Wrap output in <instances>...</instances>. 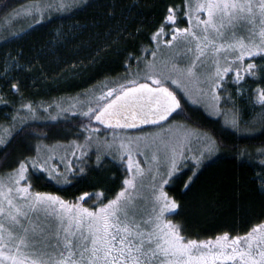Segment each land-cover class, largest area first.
<instances>
[{"label": "snow or ice", "instance_id": "snow-or-ice-1", "mask_svg": "<svg viewBox=\"0 0 264 264\" xmlns=\"http://www.w3.org/2000/svg\"><path fill=\"white\" fill-rule=\"evenodd\" d=\"M86 2L58 0L38 4L27 10L26 15L32 16L35 23H41L53 11H71ZM178 14L186 19L188 27L177 25ZM165 35L169 36L166 47L176 45L175 56L163 61L171 64L167 73H157V44L151 51L152 61L136 58L138 69L143 60V77L137 72L126 82L113 87L105 85L94 97V103L90 100L79 108V101L67 108L57 105V116L71 112L73 116L85 118L81 120L87 133L82 137L83 144L73 141L70 146L73 157L79 153L78 167L73 166L65 152L59 160L64 164L61 172L58 164L50 162L55 159L52 151L42 155L38 148L34 157H25L7 178L0 177V264H264V223L252 227L245 235L230 236L225 232L215 239L196 240L186 238L181 226L166 218L174 214L179 205L162 185L177 177L183 162L189 159L185 155L187 145L164 143L157 147L150 157L147 173L152 174L151 183L146 186L145 168L132 154L134 139L121 138L115 151L119 152L118 159L124 165L122 190L107 202L102 199L103 193H92L88 203L96 201L95 207L84 206V195L77 202H66L58 195L31 190L32 177L68 183L69 176L75 179L83 175L94 136L95 166H103V156L117 159L112 155L114 144L107 139L100 143L99 136L95 135L100 132L99 126L113 130L115 140L116 129L159 124L168 121L174 113L179 115L181 100L166 86L168 82L177 86L183 80L204 83L212 91L213 100L218 101L220 96L216 90L227 91V83L237 85L239 91L245 77L264 80L261 75L264 74V0H185L183 11L178 5L167 8L152 39L158 41ZM180 55L186 56L183 67L176 58ZM22 59L23 56L17 54L11 65L5 62L4 68H0L3 72L0 87L11 89L17 95L22 90L19 77L31 68L30 62L20 63ZM256 93L257 101L264 105V88H257ZM21 108L29 115L19 117L17 113L13 120L38 118L37 109L31 103H22ZM2 133L0 145H6L11 129L3 127ZM208 144L211 146L206 147V151L191 157L192 171L183 182L185 189L199 180L204 160L218 147L211 138ZM135 147L140 154L139 145ZM159 152L163 153L162 157L157 155ZM145 187L151 190L146 196L142 195ZM138 199L147 204L142 208Z\"/></svg>", "mask_w": 264, "mask_h": 264}, {"label": "trees", "instance_id": "trees-1", "mask_svg": "<svg viewBox=\"0 0 264 264\" xmlns=\"http://www.w3.org/2000/svg\"><path fill=\"white\" fill-rule=\"evenodd\" d=\"M26 1L31 0H0V20ZM184 3L185 0H92L67 17L50 18L0 44V68H4L5 62L11 65L17 54L23 56L20 63L31 64L30 71L19 77L20 95L0 87L3 97L0 130L12 124L11 112H24L22 103L34 104L38 112L45 113L44 107L51 110L64 101L80 102L91 91H99L105 85L116 86L135 72L140 76L142 68H137L136 58L150 61L151 51L157 48L152 35L160 27L167 8L178 5L183 11ZM178 21V26H185L179 14ZM165 42L162 43L166 47ZM8 54L12 55L11 59L6 58ZM242 83L244 86L239 91L232 83L226 84L227 91L220 89L223 107L239 122L237 129L226 127L202 109L185 103L177 93L182 111L171 121L206 132L219 148L217 157L200 169L199 180L188 189L183 187V182L192 168L181 170L167 187L169 197L179 205L171 216L172 221L181 226L186 238L215 239L225 232L230 236L245 235L252 227L264 223V105L257 101L256 93L257 88H264V80L245 77ZM166 86L174 90L169 84ZM83 105L78 104V108ZM84 119L71 115L58 122L28 121L19 126L7 144L0 147V176L12 172L25 157H34L42 144L83 139L81 120ZM99 128L101 133L113 131ZM244 128L247 134L240 132ZM103 160V166L97 168L92 155L85 173L75 179L70 176V182L65 185L32 177V190L58 195L68 202L84 195L88 197L85 201L89 207L97 203H88L91 194L100 192L107 202L122 190L125 171L119 161L109 157Z\"/></svg>", "mask_w": 264, "mask_h": 264}, {"label": "rangeland", "instance_id": "rangeland-1", "mask_svg": "<svg viewBox=\"0 0 264 264\" xmlns=\"http://www.w3.org/2000/svg\"><path fill=\"white\" fill-rule=\"evenodd\" d=\"M90 1H92V0H87L86 3H82L80 7H77L71 11H66V12H62V13H56L53 11L51 13L50 17L46 16L45 19L41 23L46 22L50 18L52 19V18H56V17H58V18L67 17L69 14H72L75 10L81 9L84 6H86L88 3H90ZM49 2L57 3L58 0H31L28 2L26 1V2H23L22 4L18 5L17 7L9 10L5 15H3L1 17V20H0V44L6 43L13 38L21 36L22 34L25 33V31L41 24V23H35L32 20V16L26 15V12H27V10L32 8L34 5L47 4ZM33 15H35V13H33ZM9 17H11V19H9ZM177 22H179L178 19H177ZM183 22L185 23V26L183 25V27L189 26L186 19H183ZM61 30H59L58 34L60 33ZM168 31H169V29H168ZM167 38H169V36L165 35V36L160 37L158 41L155 40L156 41L155 47H157V44H159V48L157 50V55H156V60H155L157 73H161V72L167 73L169 71L171 64L170 63L165 64L163 61L166 60L170 56H175V53H176L175 43L173 45V48H166L165 46H163L164 43H162V42L167 41ZM188 55L190 56L191 54L189 53ZM6 58L11 59L12 55L8 54ZM176 58H177L179 65L181 67L185 66V63H186V56L185 55H180ZM152 59H153V57H151L150 61H152ZM11 60H10V62H11ZM143 60H145V59H143ZM147 61H149V60H147ZM142 67L143 66H141V68ZM7 70L10 71V68H8ZM198 70H200V69H198ZM143 75H144V72L141 70L140 71V77H143ZM230 75H232V73H229V76ZM135 76H136V72L134 73V75L130 76L129 78H133ZM123 82H126V80H123L121 83H123ZM167 84L172 86L174 88V90L176 91V93L180 94L183 97V99L185 100V103L202 109L203 112L207 116L214 118V119H219L226 127L235 128V129H237L239 127V122H238L237 118L230 111H226V109L223 107V100H222V97L220 95V89L216 90V92L220 96V99L217 101V100H213L212 91L204 83L197 84L195 81L189 82L187 80H183L180 86H177L176 84H172L171 82H168ZM104 88L105 87L101 88L99 91H91L92 96L89 93L88 97H86L84 100L80 101L79 104L80 105H83V104L86 105L90 100L94 103V97L99 95L100 91ZM221 90H222V88H221ZM0 94H1V92H0ZM72 103H76V101L75 100H68V101H64L61 104L58 103L57 105H60L61 107H64V108H67ZM32 105L35 106L34 104H32ZM57 105L51 110L48 108V111L45 113H40L37 110L36 115L38 118H36V119H20L19 117H23V116L25 117V116L29 115L27 113L26 109H24L23 113L21 111L11 112V114H9V118L12 121V124L10 125V127H8L11 129L10 137L12 136V133L14 130H16L19 126L24 125V123H26L28 121H30V122H33V121L58 122L60 120L65 119L67 116L72 115L71 112H69V113H61L59 116H57V113L59 111V109L57 108ZM44 108H47V107H44ZM17 113H19V117H17V119L13 120V117L17 116ZM52 117H57V118L52 119ZM234 121H235V123H234ZM240 132H242L243 134H247L248 131H247V128H244V131H240ZM115 133H116L115 140H114V136H113V131H109L107 133L106 132H104V133L99 132L95 135L99 136L100 143H103L104 140L107 139V141L109 143L114 144V148L112 150V155L117 157V159H115L117 161H119V159H118L119 152L115 151V145H117L119 143V140L121 138H124V137L133 138L135 143L133 145V153L132 154H133L134 159L138 160L140 162V166L145 168L146 176L144 178V184L146 186L149 183H151L150 175H152V174L147 173V169L150 166V157L153 155V153L157 147H162V145L164 143H168L170 145L171 144H178L181 147H184L185 145H187V148L185 149V155L187 157H189V159H187L183 162L184 166H183L182 170H184L186 168H192L193 160L191 159V157H194L198 152L206 151V147L211 146L208 144L209 138H211V140L214 141V139L209 134H207L206 132H202V131L197 130L196 128H193L191 126L181 124L178 121H175V122L170 121L166 125H163L160 127H155L154 129H151V130L145 131V132L143 131V132L133 133V132H128V131H115ZM0 134H3L2 130H0ZM86 135H87V133H85V136ZM10 137H7V142L10 139ZM136 138H139V139H136ZM80 139L81 138L73 139L70 141H59V142H56V143L51 144V145H43L42 144L38 148L41 150L42 155L47 153L48 150H51L55 156V159L50 161V162L53 164H58L60 171L63 172L64 171V164H60L59 160H60V157L63 154H65V152L68 153L67 159L72 161L73 166L78 167L77 157L79 156V153H77V157H73L70 154L72 151L70 146H71L73 141L83 144L84 140L81 139V141H79ZM95 143L96 142H95V136H94L93 148H92V151H90L88 154L89 158L87 159V165L89 163H91L90 161H91L92 155H94ZM125 143H127V141H125ZM136 144L139 145L138 151L140 154H137V149L135 147ZM1 146H3V145H0V147ZM218 153H219V148L216 147L215 151H213L212 154L210 156H207V158L204 160L203 166L208 161H210L211 159H214L215 157H217ZM157 155H160L162 157L163 153L159 152V153H157ZM262 155H264V151L262 152ZM106 157L112 158V156H103L102 159H104ZM146 157L149 159H146ZM12 172H10V173H12ZM30 172H31V170H30ZM163 172H164V168L161 166L160 174L163 175ZM8 174L9 173L2 175L0 177L7 178ZM158 181H159V176L157 177V182ZM170 182L166 185H162L163 190L167 194H168L167 187L170 184ZM59 184L65 185L66 183L63 180H61V182H59ZM150 191L151 190L149 188L145 187L144 189H142V195L146 196L150 193ZM86 198H88V197H86ZM77 201H73V202H77ZM86 201L84 200L83 204L85 207H89L86 204ZM66 202H68V201H66ZM137 203L140 204L141 207L143 208L147 204V201L138 199ZM147 206L150 207V205H147ZM172 215L173 214L167 215L166 218L172 220V218H171Z\"/></svg>", "mask_w": 264, "mask_h": 264}, {"label": "water", "instance_id": "water-1", "mask_svg": "<svg viewBox=\"0 0 264 264\" xmlns=\"http://www.w3.org/2000/svg\"><path fill=\"white\" fill-rule=\"evenodd\" d=\"M170 90H173L171 87H169ZM174 91V90H173ZM175 92V91H174ZM176 93V92H175ZM177 94V93H176ZM178 97V95H177ZM179 98V97H178ZM180 99V98H179ZM181 107H182V102H181ZM181 110H178V112H180ZM177 115L176 113L173 114L172 117H169V120L168 121H161L159 124H140L138 125L136 128H130V129H116V131H131V132H135V131H141V130H144V129H148V128H153V127H158V126H162V125H165L167 124L170 120H172L174 118V116ZM94 123H96L94 121ZM105 129H107L106 127L104 126H101ZM107 130H111V129H107Z\"/></svg>", "mask_w": 264, "mask_h": 264}]
</instances>
